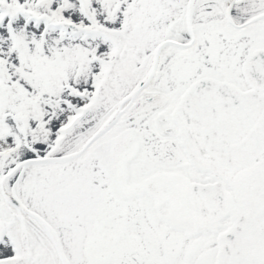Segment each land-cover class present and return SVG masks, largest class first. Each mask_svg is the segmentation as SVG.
<instances>
[{"label": "snow or ice", "instance_id": "6c2138e0", "mask_svg": "<svg viewBox=\"0 0 264 264\" xmlns=\"http://www.w3.org/2000/svg\"><path fill=\"white\" fill-rule=\"evenodd\" d=\"M0 264H264V0H0Z\"/></svg>", "mask_w": 264, "mask_h": 264}]
</instances>
